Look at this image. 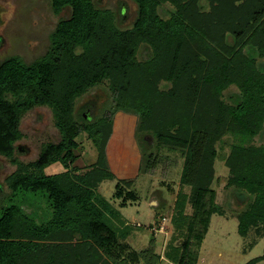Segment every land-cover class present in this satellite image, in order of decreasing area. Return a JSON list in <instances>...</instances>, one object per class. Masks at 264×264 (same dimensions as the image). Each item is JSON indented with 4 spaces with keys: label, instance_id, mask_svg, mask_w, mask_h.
Masks as SVG:
<instances>
[{
    "label": "trees",
    "instance_id": "16d2710c",
    "mask_svg": "<svg viewBox=\"0 0 264 264\" xmlns=\"http://www.w3.org/2000/svg\"><path fill=\"white\" fill-rule=\"evenodd\" d=\"M132 1L138 17L132 28L121 30L113 13L96 9L92 0H50L53 13L68 7L70 15L57 25L47 53L30 65L17 57L0 65V157L17 165L6 179L11 204L0 209V264L116 259L117 237L106 220L117 214L95 194L101 182L114 178L108 149L117 137L115 112L135 118L143 172L156 167V158L142 135L181 154L179 182L189 187L195 211L178 264H193L192 243L203 239L211 216L220 213L211 188L216 144L227 134L246 141L263 131L264 0H205L208 11L199 6L203 0ZM165 3L173 7L167 18L159 13ZM103 82L114 111L91 123L83 114L75 117V100ZM162 82L169 87L161 89ZM230 87L238 93L226 103L223 94ZM35 107L51 109L60 141L45 145L24 167L14 158L15 143L22 137L21 115ZM81 133L93 142L97 158L78 175L68 167L77 159ZM54 162L66 171L44 175ZM225 166L227 186L248 200L237 217L244 237L250 228L264 226V146H231ZM37 199H44L47 213L30 210ZM262 261L264 253L247 264Z\"/></svg>",
    "mask_w": 264,
    "mask_h": 264
},
{
    "label": "rangeland",
    "instance_id": "374dc122",
    "mask_svg": "<svg viewBox=\"0 0 264 264\" xmlns=\"http://www.w3.org/2000/svg\"><path fill=\"white\" fill-rule=\"evenodd\" d=\"M92 1L96 9L112 12L121 30L132 28L138 17V7L132 0ZM199 6L201 10H209L205 0L200 1ZM172 9L168 3L163 4L159 8L160 16L167 18ZM69 15L68 7L58 14L53 13L50 0H0V65L14 57L26 65L41 59L51 47L57 25ZM140 52L139 58H145L144 49ZM256 61L258 65L263 64L259 58ZM168 87L164 82L160 84L163 90ZM237 93L235 87H230L223 94L224 101L232 103L230 97L234 99ZM113 111L107 82L89 89L74 103V116L83 114L85 123L97 121ZM113 122L117 137H113L109 145L108 164L114 178L101 182L95 189V194L117 214L106 220L116 234V246L118 244L113 251L116 259L112 264H178L183 254L181 245L195 211L189 187L179 182L183 158L177 151L160 147L150 135H142L141 140L150 146L149 153L156 158V167L143 172L146 167L138 147L140 135H133L135 118L115 112ZM19 131L22 137L15 143L14 158L24 167L37 159L45 145L60 141L52 111L47 107H35L23 113ZM76 142L77 159L68 169L82 175L95 163L97 151L85 133H81ZM236 144L264 146V125L263 131L252 139L243 141L239 136L227 134L216 144L211 188L220 213L211 216L203 239L192 243L188 258L193 264H247L264 253L263 225L250 228L244 237L237 232V217L246 209L248 200L227 186L229 172L225 159L231 146ZM16 170L17 165L0 157V209L11 204L5 199L10 194L6 179ZM65 171L60 163L54 162L43 174L53 176ZM127 182L130 184H125ZM45 205L44 199H37L30 210L42 209L47 213ZM158 226L163 227L162 231H157ZM141 254L145 257L141 258Z\"/></svg>",
    "mask_w": 264,
    "mask_h": 264
},
{
    "label": "built area",
    "instance_id": "2783aa9c",
    "mask_svg": "<svg viewBox=\"0 0 264 264\" xmlns=\"http://www.w3.org/2000/svg\"><path fill=\"white\" fill-rule=\"evenodd\" d=\"M164 220V219H163ZM163 227L162 226H158L157 231H162Z\"/></svg>",
    "mask_w": 264,
    "mask_h": 264
},
{
    "label": "crops",
    "instance_id": "0c3cea01",
    "mask_svg": "<svg viewBox=\"0 0 264 264\" xmlns=\"http://www.w3.org/2000/svg\"><path fill=\"white\" fill-rule=\"evenodd\" d=\"M260 238H263L262 236H260ZM251 261V260H250ZM262 262H264V261H262ZM262 262H260V263H262ZM259 264V263H258Z\"/></svg>",
    "mask_w": 264,
    "mask_h": 264
}]
</instances>
